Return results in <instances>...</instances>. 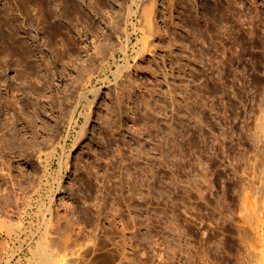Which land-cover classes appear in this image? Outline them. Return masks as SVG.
<instances>
[{"label":"rangeland","instance_id":"374dc122","mask_svg":"<svg viewBox=\"0 0 264 264\" xmlns=\"http://www.w3.org/2000/svg\"><path fill=\"white\" fill-rule=\"evenodd\" d=\"M142 1H138L141 6L138 4L133 7L134 11H138L137 14L130 16L128 12L133 4L131 0H0V122L4 118H12L13 113L6 111V100L8 102L12 99L16 102L18 97H24V90L28 93L35 88L34 85L41 88L38 99L34 100L38 101V114L34 115L33 108L25 107L26 100L22 101V104L25 103L26 120H31L33 126H28L22 132V156L6 152V137L2 136L6 135L5 128L3 132L0 131V139H5L0 140L5 144L2 146L0 143V264H6L7 258L10 260L9 264H27V257L29 259L32 256L30 250L35 246V241L26 240V234L20 239L17 236L10 237L5 225L9 220L15 223L21 220L18 219L19 215L26 227L30 226L32 219L25 213V206L29 208L27 204L35 189L29 191L33 188L29 182L37 178L39 183L48 168L54 172L53 176H63L62 186H65V189L55 195L54 213L63 218H60L63 224L71 219L74 224L77 219L79 223H76L85 230L70 222L73 229L76 228L73 230V239L79 238L76 242H82V246L83 242L87 243L81 250L82 253L87 252L84 254L85 259L73 260L74 263L72 261L71 264L97 263V260L104 259L102 254H107L109 250L115 253L117 249L119 251L115 254L124 264L258 263V257L253 258L249 246L258 242V234L254 229L258 221L256 215H264V191L261 192L264 190V133L260 132L257 138L254 136L256 141L245 138L248 127L250 131L253 126L254 113L253 110V114L250 112L247 115L245 112L244 92L240 93V97L233 95L230 98L236 108L235 113L240 116L236 120V116L230 119L234 139L231 138L227 144L234 156L236 154L243 159L246 154L250 163L255 160L259 163V171L250 180L258 188L262 184L263 187L255 195L258 197L254 198L255 210L246 214L247 230L243 232L232 226L233 223L244 222L238 215L240 201L235 193L237 188L239 190L238 184H242L243 180L239 178L240 175L234 176L232 168L224 167L227 164L226 159H223L224 151L217 144V140L214 142L215 138H212L215 137L212 130H221L220 120H215L210 113L207 121L212 127L207 132L211 135L206 132L209 135L205 134L207 137L201 134L192 136L189 149L193 153L196 146L200 147L203 155L210 159L206 158L213 165V181L210 185L213 189H208L210 192L205 193L207 197L204 195L203 198L202 195L201 199L197 197L200 200H192L193 205H199H196L199 211L197 214L190 211L192 216H188V224V217L184 212L183 171L180 166L183 151V88L189 86L192 90L196 86V53L201 49V43L196 38H199L201 26L204 25L202 29L207 38L206 47L209 42H217L214 45L225 51L227 47H223L226 46L222 39L223 34L218 35L217 39L224 42L212 40L210 19L199 20L202 0H198L199 6L190 5L189 11L186 10L187 6H181L182 3L172 7L168 0V3L166 0H157V6L153 9L157 10V31H161L151 35L153 41L151 38L150 41L154 42V46L141 53L139 40L143 33L139 29L137 34L134 22H138V15L143 13L141 11L147 5V0ZM233 1L238 4L232 3L235 13L232 10L231 15L244 14V17L236 16L238 19L233 16L235 20H231L235 23L239 18L246 22L251 15L258 20V13L261 15L260 11L264 12L263 0H254L255 5L253 0H240V3H244L243 6L238 0ZM144 3L146 5L142 6ZM236 5H240L242 9ZM249 9L252 12L254 10V13ZM137 26L141 27L140 24ZM128 35L130 41L125 53L121 47L127 44ZM33 39L37 42L38 51L37 54L33 52L30 59L31 71L36 72L32 76L29 73L21 74L23 65L13 62L17 57L13 58L8 54L9 47L5 44L14 41L18 45L19 42L30 50L25 41ZM64 40L72 47L70 53L65 52ZM252 64L254 67L249 70V76L262 83L264 78L260 71L264 68L257 67L254 62ZM118 65H126L120 78L114 74ZM37 71L40 80H43L39 84H35ZM45 71H51L50 79L47 77L49 82ZM263 84L259 86H264ZM256 86L250 85V92H254L258 88ZM190 94L191 102L192 92ZM252 103L248 101V105ZM224 106V103L219 105L221 115L224 114ZM255 109L257 111L256 107ZM222 118L224 119L223 116ZM5 119L3 124L0 123L2 127L6 126ZM84 128V137L77 141ZM34 130L36 136L33 134ZM127 167H131L132 172ZM57 186L58 184L54 187ZM11 192L19 197L22 195L21 198L29 195V199L24 198L26 202L23 203L24 199L18 201ZM70 193L75 194L73 196ZM129 197L133 201L131 206L128 205L131 202ZM113 202L116 206H113ZM16 203L24 205L18 204L17 207ZM69 205L75 208L72 209ZM36 206L30 210L33 211L31 214H36ZM19 207L24 210L20 211ZM80 212L84 216H80ZM115 212L118 215L116 217ZM106 214L109 219L112 217L111 221L115 217L112 227ZM58 215L55 216V224L60 221ZM101 217L103 218L100 220ZM105 230L112 231L108 233ZM83 231L86 232L85 235H82ZM147 231H150L149 235ZM96 233L100 238H105V241L104 238L102 240L106 245L101 244L106 247L103 250L94 246L99 241ZM92 236L97 242L95 239L92 242ZM88 239H91L90 243L86 242ZM18 244H22L21 247ZM5 246L10 248H6L7 253ZM87 247H90L89 251ZM78 248L80 246L73 250ZM121 249L124 252H120Z\"/></svg>","mask_w":264,"mask_h":264},{"label":"bare ground","instance_id":"6f19581e","mask_svg":"<svg viewBox=\"0 0 264 264\" xmlns=\"http://www.w3.org/2000/svg\"><path fill=\"white\" fill-rule=\"evenodd\" d=\"M131 1L133 4L130 7V10L128 8V10H129L128 13L130 16H134L135 14H137L138 11H136V10L134 11L133 7L135 5L138 6V4H139V6H141L138 1H142V0H131ZM147 1H148V2H146L147 5L145 3H144V5H142V6L146 5L147 8H146V6L144 7V9L142 7L143 10L141 12H143V13L141 15L140 14L138 15V17H137L138 22H136V23L134 22L135 28H136L135 31L137 32V34L139 32V29H140V31L142 30V33H143L142 38L139 40L141 42V49H140L141 53L144 51H149L150 46H152V44L154 43V42L151 43V41H153L151 35H156L158 33V31H159V33L161 31V30L157 31V29H159L158 28L159 26L158 25L156 26V21H157L156 19L157 18H156L155 14H156L157 10L155 11L154 10L155 8L153 9V7H155V5L157 4V0H147ZM168 1H169V5H172V7H174L177 3H179V4L182 3L181 6L182 5L187 6L186 7L187 11H189L190 5L195 7V6H199V4H200V3L198 4V0H168ZM168 1H167V3H168ZM238 1H239V4L242 3V1H241V3H240V0H238ZM247 1H250V0H247ZM243 2H244V0H243ZM251 2H252V0H251ZM255 2L256 1L253 0L254 5H255ZM148 3H149V6H148ZM232 3L238 4L237 1L235 3L233 0H202V5L200 4V6H202V8H201L202 12H201V14H199L200 15L199 20L201 21V20L210 19L209 21H210V23H212L211 24L212 27L209 29L211 31L212 40H214V41L218 40L217 39L218 35L220 36V34L221 35L223 34L222 39L225 42L223 40H220V41L221 42L223 41L226 46H223L222 44H221V46L227 47V48L224 49L225 51H223L218 46L214 45L215 42H212V43L209 42L210 46L208 43V47H206L205 39L207 40V38L205 37L204 30L202 29V26L204 27V25L201 26L200 32L198 34L199 38H196L201 43V45L199 44L201 46L200 47L201 49H200V51H198V53H196V56H197V59H196L197 60V68L195 70V74H196V78H195L196 84L195 85L196 86H195V89L193 88L194 91H193V89L191 90V88H189V86L188 87L185 86V89L183 88V93H184L183 94V103H182L183 118H184L183 132H182V148H183V151L181 150L182 155H181L180 166H181L182 171H183V178L182 179H183V183H184V185H183L184 186V189H183L184 190V212L186 214V217H188V216H192L190 213L191 210L195 214H197V212L199 211L198 210L199 205H197V203H194V205H193L192 200L195 199V201H196L202 195H203V198H205V196H206L205 193H208L207 191L210 192V190H208V189L213 187V186L210 187V185L212 184L211 182L213 181V165H212L211 161L209 162L207 160L209 158L205 157L204 156L205 154L203 155L204 152L202 153V151H201L202 149H200V147L196 146L193 153L190 151V149H189L190 140H191L192 136H196L199 134H201V136L203 135L204 137L211 135L207 132V131L211 130L210 128L212 127L211 124L209 123V121H207V119H208L207 116L209 113L218 122L220 120L221 130H220V127L218 129V130H220L219 132H215L214 130H212V134L215 135V137H212V138H215L214 142H216V140H217V144L219 143L221 146V150L223 149V151H224L223 159L225 158L227 161L226 162L224 160L227 163L226 165H224V167L232 168L234 173H235V174L233 173L234 176L240 175L239 178H242V180L244 181V182L242 181V184H238V185H240L239 190L237 188V192H235V193H237V196L239 198L238 200L240 201L239 202L240 204L238 206V215L244 219V222L239 223V224L233 223L232 226L236 229L239 228L240 231L243 230V232H246V230H247L246 229L247 223L245 222L246 214H247V212L255 210L256 202H254V200H255L254 198L257 197L255 195L258 194V192L261 190L259 188L263 184L258 188L250 180V178L253 179L255 174L257 173V171H259V170H257V166L259 165L257 160H255V162L250 163L251 161L248 158V156H246V154H245L246 157L243 156L244 158L240 159L241 156L237 157L236 154L234 156L233 152L231 151V153H230V149L228 148L227 143L233 137L231 134L233 129H231V126H230V119L233 118L232 116H236L235 117V120H236L240 116L239 114L237 115L235 113L236 108L230 102V98H232L233 95L240 97V96H242V95H240V93L244 92L246 94V100L243 101V104L246 103L244 106L245 112L248 115V114H250V112L252 113V110H253V113H254L253 126L250 128V131H249V127H248V133H247L245 138L251 139L254 136L255 137L258 136L260 132L264 133V86H259V85H262L264 83V81H262V83H261L259 79H255L254 77L252 78L249 76V70L251 69V67H254L252 62H254V65L256 63L257 67H260V68L263 67L264 68V17H263L264 12L259 10L261 12V15H260L258 13V11L256 10V9H258L256 6V9L255 8L254 9L257 11V13L259 15L258 20H255L257 18L255 16L252 17V15H251V13H254V10L252 12L249 9L251 11V13L249 11L248 12L250 13L249 15H251V18H249V16H248L249 20H247L246 22H244L245 21L244 19H243L244 21L242 22V20H241L242 18H239V20H241V23H239L240 22L239 20H236V23H235V21H232L234 19L233 16H235V15H233V16L231 15L232 10L234 11L233 13H235V9L233 8L234 5H232ZM257 3H256V5H257ZM243 4L244 3H242V6H243ZM165 5H168V4L165 3ZM251 5H253V4H250V6ZM236 6L240 7V5H236ZM253 7H252V9H253ZM137 8H139V7H137ZM237 10H238V12H240L239 9H237ZM247 10H248V8H247ZM139 12H140V10H139ZM236 14H237V11H236ZM255 14H256V12H255ZM242 15H244V14H242ZM236 16L241 17L240 15H236ZM237 17H236V19H238ZM242 17H244V16H242ZM257 23H258V26H257ZM137 24H140L141 27H138ZM246 25H248V26L246 27ZM218 31H219V33H218ZM25 33L27 34V32H25ZM7 38H9V37H7ZM29 38H31V37H29ZM150 38H151V41H150ZM10 39H12V38H10ZM10 39H8V40L10 41ZM209 39H210V37H209ZM127 40H128L127 44L124 43L125 45L121 47V49L123 51H125V53H127L126 49H127V46L129 45V41H130L129 35L127 36ZM14 41L12 43L9 42L8 44L4 43L7 47H9V49L7 48L9 50L8 54L11 55L12 57L13 56L15 58L17 57V59H15V61H13V62H17L16 64H19V66L23 65V70L21 69L22 70L21 74L22 73H29V75L33 76L36 72L31 71L32 66L30 64V62H31L30 59L33 55L32 54L33 52H35V54H37L36 53V51H38V46L36 45L37 42H35V39H33L31 41L28 40L30 42L25 41V43H28L30 46V50H29L26 47H24L23 44L21 45L18 42V45H17ZM220 41H219V43H220ZM63 45L65 47V52L70 53L71 49H72L70 43H66V41H65L63 43ZM103 51L101 50V52H103ZM114 59L115 60L117 59L116 56H114ZM11 60H13V59H11ZM20 64H22V65H20ZM125 67H126V65H118V67H117L118 69L114 71V74L117 78H120L123 75ZM259 71H260V69H259ZM263 71H264V69H263ZM263 71H260V72H262V74H263L262 76L264 78V72ZM45 75H46V78L48 77L50 79L51 71H45ZM263 78H262V80H263ZM35 79H36L35 84H39V83H41V81H43V80H40L38 71H37V75L35 76ZM49 79H48V82H49ZM238 85H242V86L239 87ZM250 85H257L256 87H258V88L254 92L253 91L250 92V90H249ZM34 87L35 88L31 87L33 90H30L28 93H25L26 90H24V93H22V94H24V97H22V98L18 97L16 102H14L12 99H9L8 102L6 100V109H7L6 111L13 113L11 115L12 118H10V119L4 118L6 120L5 121L6 123H4V124H6V126L2 127L4 119L2 120V122H0V123H2V124H0L1 125L0 128H2L0 131H2L4 128L6 129V130L4 129V131H6L5 132L6 135L5 136L2 135L4 138L6 137L5 138L6 140L3 139V137H2V139L6 141V143H5L6 144V146H5L6 152H10V153H13L15 155L16 154L21 155L20 151L22 152L23 147H24V145H22L24 142L22 132L28 126L29 127L32 126V121L26 120L25 110H24L25 103H26L25 107H27V108L32 107L33 108L34 115L38 114V106H37L38 101H34V100L38 99L41 88L39 85H34ZM191 92H192L191 97H193V99L191 98L192 101L190 102V95H191L190 93ZM96 94H98V91L96 92ZM30 95H34V97L31 98ZM83 97H85V96L83 95ZM29 98H30V100H29ZM23 100H26L24 104H22ZM248 101H251V103L252 102L253 103L251 105H248ZM241 102H242V100H241ZM222 103H224V105H225L223 115H221L222 111L219 108V105ZM255 107L257 108V111H256ZM7 116H9V115H7ZM222 116L224 117V119L222 118ZM242 116H244V115L242 114ZM245 117H244V120H245L244 124L247 127L248 124H247ZM6 118H8V117H6ZM0 119H1V117H0ZM20 125H21V127H20ZM213 129H214V127H213ZM206 132L209 135H207ZM33 134L34 135L36 134L35 130L33 131ZM84 135H85V128L80 132V136H79V139L77 141H81V139L84 137ZM0 138H1V135H0ZM209 138H211V137H209ZM2 139H0V140H2ZM233 139L234 138H232V140ZM63 141L65 142V140H63ZM253 141H256V139L253 138ZM1 142L2 141H0V143ZM21 142H22V144H21ZM239 143H240V141H239ZM5 144L1 143L2 146H4ZM2 146H1V148H2ZM204 148H206V147H204ZM216 148L218 149V147L215 146V149ZM4 149L5 148L3 147L2 150H4ZM205 150H203V151H205ZM216 152H218V150L215 151V153ZM10 153H9V155H10ZM239 153L240 152H238V154ZM242 153H243V151H242ZM221 156H223V155H221ZM225 162H224V164H225ZM127 168H129L130 169L129 171L132 172L131 167H127ZM51 171L48 168L47 173L45 175L41 176L39 183L37 181V178H35L33 180L31 178L32 181L29 182V183H31L30 185L33 186V188L32 189L30 188L29 191H32L35 189L34 194L31 195V193H30V195H31L30 199L28 198L29 195L27 197H24L25 199H27V198L29 199V203L27 204L29 208H26V206H25V213L27 215L31 216V219H32L31 222L28 221L30 223V226L26 227L27 226L26 223L24 222V220L22 218H20L21 216L19 217V215H18V219H21V220H19L18 222L16 221V223L14 220H13L14 222H12L11 220H9V223L4 222V223H6V225H5L6 226V232L10 237L17 236L20 239L23 237V234H26L27 238L24 237V238H26V240L27 239L32 240V242L35 241V246L32 247L30 250V252H32L31 253L32 256L29 259L27 257V260H28L27 264H71L73 260L74 261L75 260L79 261V259L82 260L86 256L84 254L87 253V252L82 253V251H81L82 248H84L83 246L86 245L87 243L83 242L84 245L82 246V242H80V243L76 242L79 238L73 239V236H74L73 230L76 229V228L73 229V227H74L73 225H75V224L78 225L76 222L79 223V221H77V219H76L74 224H73V222H71V220L74 221L73 219H71V220L67 219L73 225L71 226V223L67 222V221H64V222H66L68 224L66 225V223H64L65 224L64 225L61 222V220L63 218L59 217L60 215L54 213V211H53V209H54L53 203L55 202V195L57 193L59 194V192H61L62 189H65L64 188L65 186H62V182H63L62 180L63 179L61 177H63V176H61V177L59 175H58V177L53 176L54 172H51ZM260 171H262V170H260ZM263 172H264V170H263ZM60 173H62V172L60 171ZM238 176H236V177H238ZM36 177H38V179H39L38 175ZM240 181H241V179H240ZM74 183H76V182H74ZM57 184H58V186L54 187ZM47 186H48V189H47ZM45 189H47L48 198H46L47 194L45 192ZM211 189H213V188H211ZM74 190L76 191L78 189H74ZM6 191L8 192V189H6ZM29 191H27V194H29L28 193ZM75 191H72V192H75ZM233 191H235V189ZM263 191L264 190L262 189L261 192H263ZM12 192H14V191H12ZM77 192L80 193L79 191H77ZM77 192H76V194H77ZM8 194H9V192H8ZM13 194L14 193H12L11 195H13ZM25 194H26V192H25ZM70 194L71 195L73 194V196H74L75 193H70ZM14 195H16V194H14ZM16 196H15V198L18 201H20V199H21V201L24 199V198H21L22 195L20 197L18 195H16ZM36 196H38V198H36ZM233 196H236V194H234ZM237 196L235 198H237ZM76 197H78V194ZM235 198H234V200H235ZM12 199H14V198H12ZM12 199H10V201ZM25 199L22 201L23 203L26 202ZM47 199H49L50 201H48ZM128 199H129V201H131L132 198L129 197ZM200 199H198V200H200ZM129 201H127V202H129ZM114 202H113V206H116V205H114ZM6 203H7V200H6ZM131 203H133V201L129 202L128 205L130 204V206H131L132 205ZM18 204L16 203L15 205L17 206ZM7 205H9V200H8ZM19 205L22 206L24 204L20 203ZM35 205L38 206V210L36 211V214H35V212H34V214H31V213H33V211L31 212L30 210H33ZM262 206H264V205H262ZM110 207H112V205ZM70 208L73 209L75 207H72V205H71ZM112 208H115V210H116V207H112ZM112 208H111V210H112ZM117 208H118V206H117ZM20 209L21 208L19 207V210ZM260 209L262 212L261 207H260ZM16 210L17 209H15V211ZM19 210H18V212H19ZM21 210H24V209H21ZM262 213H264V212H262ZM115 214H116V212L114 213V215ZM57 215L59 217L58 220L60 218H62V219H60V221H58V224L57 223L55 224L54 222H56V221H54V220L57 219V218H55V216L57 217ZM81 215L84 216V214H82V213L80 214V216ZM110 215L112 216V214H110ZM101 216H102V213H101ZM116 216H118V215H115V217ZM256 216H257L258 221H257L254 229H255L256 234H258V242L251 243L249 247L252 250V253L254 255L253 258L258 257L257 258L258 259L257 264H264V224H263L264 223V215H261V213H260ZM115 217H113V219H112L113 221H111L110 219L112 217H110V219H109V217H107V214H106V218L109 219V222L110 221L112 222L111 227L113 226V224L116 221V220H114ZM102 218L103 217H101L100 220ZM64 219L66 220V218H64ZM118 220H120V219H118ZM118 220H117V222H118ZM189 220H190L189 217H188V219L186 218V223ZM10 221L12 223H10ZM121 221L123 222V220H121ZM122 222H120V223H122ZM4 223H1V224H4ZM123 224H124V222H123ZM76 225H75V227H76ZM79 225H78V227H79ZM99 225H101V224H99ZM225 226H228V225H225ZM233 227H232V229H233ZM79 229L84 230V228H80V227H79ZM104 229H106V228H104ZM84 231L82 232V235H85L86 232H84ZM105 231L108 232V230H105ZM111 231H109V232H111ZM149 232L150 231H147L146 233H148V235H149ZM87 234H86V236H87ZM93 235H95V234H93ZM105 235L107 236L108 234H104V236ZM90 236L91 235H88L89 238H91ZM87 238H85V239H87ZM96 238L99 241L97 242V240L93 237L92 242L95 240L97 242V243L93 242L94 246H98L96 248L97 249L99 248L100 250L101 249L103 250L104 248H106L105 247L106 243L104 242L105 238L104 237H103L104 239L100 238L99 235L96 236ZM91 239H88V241H86V242L90 243ZM22 241H23V239H22ZM146 242L148 243V240H146ZM9 244H6V245H9ZM12 244H14V243H12ZM101 244H105V245H101ZM21 245H19V246L21 247ZM99 245L102 247L100 248ZM31 246H32V243H31ZM77 246H80V248H78L77 250H73L74 247H77ZM6 248H7V246L4 247V249H6ZM16 248H18V247H16ZM87 248L89 251L90 247H87ZM91 248H93V247L91 246ZM7 249H6V253H7ZM12 250H14V249H12ZM114 250H116V248ZM84 251H86V250H84ZM109 251L107 252V254H102L103 256H105L104 259L99 260V261L97 260V263L95 262L93 264H122L123 263V262H120V259L115 254L118 252L115 251V253H114V252H111V251L109 252ZM120 252H124V249ZM15 254H17V253H13V255H15ZM75 255L78 257L75 258L74 257ZM7 257H8V255H7ZM119 257H121V254ZM74 261H73V263H74ZM121 261H123V259H121ZM5 263L9 264L10 260L7 258V262L5 261ZM19 264H21V263H19Z\"/></svg>","mask_w":264,"mask_h":264}]
</instances>
